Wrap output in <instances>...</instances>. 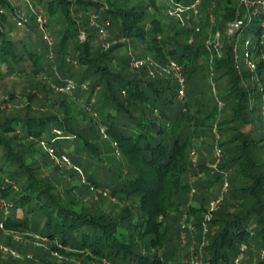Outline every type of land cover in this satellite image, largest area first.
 Listing matches in <instances>:
<instances>
[{"label":"trees","instance_id":"trees-1","mask_svg":"<svg viewBox=\"0 0 264 264\" xmlns=\"http://www.w3.org/2000/svg\"><path fill=\"white\" fill-rule=\"evenodd\" d=\"M27 1L46 15L52 44L37 33L33 16L17 25L14 7L0 0V78L43 75L52 86L69 79L77 86L68 96L38 84L41 98L26 95L24 107L0 109L4 246L15 244L9 233L25 230L44 238L49 250H76L87 260L176 264L188 253H180L185 215L200 226L208 211L198 197V208L189 205L191 192L203 198L226 182L225 202L210 213L208 225L215 230L202 247L201 264H233L239 252V264H264V62L258 61L255 73L238 70L229 41L220 58L211 59L205 46L208 15L225 29L238 0H210L204 19L199 8V32L195 22L183 27L167 12L165 21L167 0ZM161 36L167 37V59L180 65L185 78L181 100L174 76L145 65L131 69L116 55L123 44L111 43L136 41L158 57ZM88 105L95 117L85 112ZM42 148L77 166L86 190L106 191L124 208L116 215L94 201L81 206L77 194L85 189L66 185L57 168L46 172L38 160L46 155ZM216 148L222 156L215 165ZM171 247L170 260L161 257L158 249ZM0 260L19 264L2 251Z\"/></svg>","mask_w":264,"mask_h":264},{"label":"rangeland","instance_id":"rangeland-1","mask_svg":"<svg viewBox=\"0 0 264 264\" xmlns=\"http://www.w3.org/2000/svg\"><path fill=\"white\" fill-rule=\"evenodd\" d=\"M139 1L141 0H137V2ZM161 1L162 0H158V3L160 4ZM163 1L165 2V0ZM209 2L210 0H206V5L204 7H200V9L202 10V14H200L202 19L205 18L204 9L207 6H209ZM181 3L186 4L188 2L181 1ZM5 6L7 9H9V7H14V9H22L23 11H25V13L29 17L30 15L33 16L32 11L25 5L23 0H6ZM166 11L167 10H164L162 12V15H163V19L168 22L170 19L165 16ZM260 19H261L260 15L253 16V22L242 33V35H240V39L237 44L238 46L237 53L239 56L238 64L241 69H245V66L243 63V52L245 50L244 40L245 39L249 40L250 42V46L248 47L249 49H252L254 47V44L256 43V40L259 36V32H261L260 21H259ZM262 19H264V16L262 17ZM195 25H198L199 31H201L202 22L199 16L195 22ZM216 25H217L216 23L214 25L209 23V25H207L208 29L206 31L207 37L205 41L207 40L209 34H213L215 31H219L222 34V32L225 31L226 27L225 29L224 27L220 29V27H217ZM14 29L16 28L14 27ZM222 29L224 30L221 31ZM16 30H19V29L17 28ZM38 31L37 33H40L39 29ZM81 35L83 39L84 34H81ZM160 39L161 41L159 44L160 45L159 49L161 50L162 55L159 53L158 57L153 56V53L150 52L147 48L146 49L139 48L136 41H132L131 43H129L126 39H124L121 41H116L112 45L114 44L124 45V46L123 45L119 46L120 48L118 47L116 51V55L118 54V56L120 57L122 61H124L125 59L129 61L131 57H134V58H145L146 57L150 61H152V63L156 64L157 67L153 65H145V66H151L153 69H157L156 72L163 74L165 76H169V75L173 76L172 73H168L167 71H165L166 69L165 65L169 60L167 59L168 55L166 52V49H168V46L165 43L167 40V37L164 36L163 38L161 36ZM262 53L264 54V48L262 49ZM160 56H162V59H165V61L162 63L161 62L159 63L158 61L160 60ZM52 63L53 62H51V64ZM70 81L72 82L71 85H73V88H76L77 83L75 82V79L74 80L69 79L68 82ZM26 84L28 85V87H26ZM38 84L45 86L48 90L53 89L52 83H49V79H47V77H44L43 75H40L39 77H17V76L15 77V76L6 75L5 77L0 78V109L3 107L8 108V107H11L12 105L18 106L20 108L24 107L28 103L27 102L28 98L26 97V95L35 94L37 98H41L44 95V93L39 90L37 91V88H35V85L38 86ZM73 88H71L69 91H64L61 93H66L68 96H72L71 93L73 91ZM81 88L86 89V87H81ZM10 92L13 93L11 97L9 96ZM76 102L79 103L80 101L76 100ZM85 108H86L85 112L87 114L89 115L91 114L92 117H95V115L93 114L91 110V106L88 105ZM99 133L103 136V138H105L104 132L102 131V128L100 127H99ZM41 151L44 152L46 155L43 158L40 157L41 159L39 158L38 160H39V163L43 165L46 172L51 171L53 168H57L58 170L56 171V173L58 174L59 177L61 176L60 177L61 180H65V182L67 183L66 185L73 186V187H79L80 190L85 189L83 192H81V194L76 193L77 201L81 206L93 203L94 201V203H97L99 207H104L108 211L110 209L111 211L115 209L114 212L116 213V215L119 213V211L122 210V208H124L123 206L125 205V203L123 202V200H119L116 197L110 196L109 194H103L99 190L98 191L96 190L94 192L93 190H91V187H89V191L88 189L86 190V186L88 187V185H86L85 183H84L85 185L82 184L84 182L82 178H80V180L77 179V177L82 176V173L79 171L77 166H75L71 161H68L64 164H62L61 162L56 163L55 162L56 159H52V157L50 156V155H54L52 151L50 150L47 151V149L45 150L43 148L41 149ZM195 156H196V151L194 152V157ZM34 157H37V155H35ZM115 158H120V156L118 154H115ZM216 161L217 159L215 158V162ZM214 163L212 164L213 167L215 166ZM198 176L200 177V179H202V177H204V174L200 173ZM107 184L108 183H106V185ZM191 187H194V186H191ZM221 188L222 186L220 187V185H215L214 187L207 189L205 191L206 195L203 198L196 195V192L195 193L191 192V197H190L191 200L189 202V205H191L192 207L198 208L200 205V201L203 200L204 201L203 204L207 206V210H208L210 202L213 201L216 198V196L220 193ZM199 194H202V192H199ZM196 197H198L200 201L196 199ZM224 202L225 201H223V203ZM113 206H117V207L114 208ZM202 213L203 215L201 216L200 226H198V224L194 225V218L192 214L190 213L189 214L185 213L186 215L184 214L185 220H182V221H184L183 224L185 225L186 229H188V231L186 230V233H183L180 235V241H181L180 244L183 246L181 247L180 253L181 251H183L184 253L186 250L188 251V253L185 254L181 258V261L177 259L176 264L178 262H181V264H201L202 263L203 261L202 255H201L202 247L206 243L207 235L211 234V232L215 230L209 227L208 222L210 218L206 217L207 214L211 216L212 213L210 214L208 213V211H205V213L204 212ZM19 215L21 214L19 213ZM34 227L38 228L37 224H35ZM9 234L11 235V239L13 240L15 244L10 245L9 246L10 248L8 246H4L5 243L3 240L6 239L7 233L3 232V234L1 235L2 239L0 240V251H2L3 253H9L13 257L14 260L19 262V264H40V263H43V264H100V263L109 264L106 261H98L97 259L87 260L85 256L80 255V253H76L77 252L76 250L71 251L66 248L61 251L49 250V247L46 245V241H37V239L31 236L32 235L31 232H28L25 230H21V231L16 230ZM171 249L172 247L170 249L160 248L158 249V251L161 257L166 258V260H170L168 257L169 256L168 253L171 251ZM3 257L7 258V256L5 255ZM43 257H45V259H43ZM168 264H174V263L169 261Z\"/></svg>","mask_w":264,"mask_h":264},{"label":"built area","instance_id":"built-area-1","mask_svg":"<svg viewBox=\"0 0 264 264\" xmlns=\"http://www.w3.org/2000/svg\"><path fill=\"white\" fill-rule=\"evenodd\" d=\"M204 0H190L186 4H182L181 2H175L174 0H168V3L170 7L167 9V14L169 16H174L177 18V20L180 22L183 26H192L193 22H196L199 14V8ZM24 3L27 4V7L32 11L33 13V20L37 26V28L40 30L42 39L45 40L48 44H52L51 37L47 29V17L44 14V12L39 8H34L31 3H29L27 0H23ZM15 19L17 25L25 24L29 21V16L23 11L22 9H15ZM260 15L261 19L260 21V28L261 32H259V36L256 40V43L254 44V47L252 49H249L250 42L248 39L244 40V46L245 50L243 52V63L245 66V69H247L251 73L256 72V66L259 60L264 62V54L262 53V49L264 48V19L262 17L264 16V0H238V8L235 12V17L233 20L229 21L226 25V29L224 32L215 31L213 34H209L207 40L205 41V46L210 54V58L212 59V56H216L217 58H220L222 55V48L225 44V41H229L231 44V53L232 57L235 63V66L239 70V56H238V42L240 39V35L248 28V26L253 22V16ZM263 15V16H262ZM208 20L210 24L214 25L216 23L215 17L212 14L208 15ZM90 24L94 25L96 28H98L99 33H102V28L98 27L93 18L90 19ZM195 32L199 31L198 25H194ZM124 39H118L116 41H121ZM115 40L111 43H115ZM191 41V39H190ZM111 43H107L105 47H108ZM49 61L53 60V54H48ZM128 65L131 69H136L144 65H153L157 67L156 64L152 63L148 58H134L131 57L128 61ZM165 71L168 73H172L177 81V98L182 99L185 93V78L182 74L181 67L178 65L174 60L169 59L168 62L165 65ZM72 82L65 83L64 86L56 87L53 86V88L57 92H64L69 91L71 88H73V85H71ZM82 87H86L82 84ZM218 107L222 106V102L220 100H217ZM263 111H264V105H263ZM103 131V129H102ZM215 158L218 160L221 158L222 153L221 151L216 148L215 149ZM52 159H56L55 162H61L62 164L68 162V159L64 155H50ZM91 190H93L91 188ZM227 190V183L224 182L221 188L220 193L216 196V198L210 202L208 213L217 211L224 201V193ZM103 194H106V191L102 192ZM209 218V214L206 216ZM1 228V225H0ZM33 238L37 239V241H45L44 238L32 234ZM242 248L240 249V251ZM56 254V253H55ZM242 258V253L239 252L238 256L234 259L233 264H237Z\"/></svg>","mask_w":264,"mask_h":264}]
</instances>
